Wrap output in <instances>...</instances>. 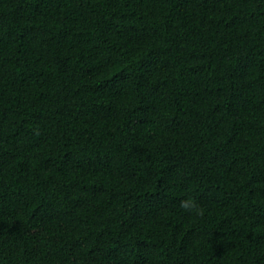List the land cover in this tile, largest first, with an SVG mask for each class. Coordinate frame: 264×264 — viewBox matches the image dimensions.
Returning <instances> with one entry per match:
<instances>
[{
  "label": "trees",
  "instance_id": "16d2710c",
  "mask_svg": "<svg viewBox=\"0 0 264 264\" xmlns=\"http://www.w3.org/2000/svg\"><path fill=\"white\" fill-rule=\"evenodd\" d=\"M0 264H264V0H0Z\"/></svg>",
  "mask_w": 264,
  "mask_h": 264
},
{
  "label": "clouds",
  "instance_id": "9594fccd",
  "mask_svg": "<svg viewBox=\"0 0 264 264\" xmlns=\"http://www.w3.org/2000/svg\"><path fill=\"white\" fill-rule=\"evenodd\" d=\"M179 207L190 214L194 212L199 217H203L205 214V209L191 197L182 199L180 201Z\"/></svg>",
  "mask_w": 264,
  "mask_h": 264
}]
</instances>
